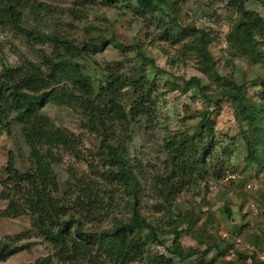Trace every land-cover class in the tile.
<instances>
[{
	"label": "rangeland",
	"instance_id": "rangeland-1",
	"mask_svg": "<svg viewBox=\"0 0 264 264\" xmlns=\"http://www.w3.org/2000/svg\"><path fill=\"white\" fill-rule=\"evenodd\" d=\"M34 1L47 7L35 9V13L25 10L23 24L37 31L36 35L55 32L72 38L80 46L113 37L124 45L111 41L104 45L99 43L97 52L72 59L96 81L117 66H122L129 74L135 73L139 66V52L155 60L156 66L148 65L147 76L156 83V106L148 118L133 126L127 149L128 160L141 184L138 207L160 228L159 240L170 245L176 236L175 219L188 214L199 232H203L197 237V231H182V246L197 252L188 259L174 256L173 264H252L250 260L222 258L219 252L235 235H242L264 247V122L256 127L247 126L237 117L232 103L225 99L215 109L212 101L197 96L198 87L184 92L182 79L198 77L210 95L221 89L217 81L199 69L200 58L193 44L198 41L200 31L205 30L211 36L209 50L218 71L238 84H246L248 96L254 99L262 90V83L254 82L264 75V47L260 33H253L259 44L258 55L237 52L229 35L245 16L231 6L229 0H178L175 4L174 0H158L167 13L158 11L154 15L138 14L126 3L120 6L102 0ZM245 7L264 16V0H245ZM178 25L200 31H189L178 42L174 38L163 39L168 28L171 32H180ZM53 49L49 40L40 41L9 26H0V72L5 65L21 64L23 57L40 62ZM123 97L129 107L136 95L132 88H128ZM43 110L57 126L70 129L80 138L79 155L63 148L57 150L61 161L54 165L60 184L56 196L71 203L74 198L66 196V192L72 177L93 179L101 188L103 204L90 218L79 213L86 221L84 230L98 234L129 220L133 215V197L118 182L111 181L109 171L112 166L100 156L101 134L84 127L81 110L53 103L46 104ZM205 110H214L211 117L216 129V152L206 156V167L184 177L183 183H176L180 192L175 200H168L161 191V179L173 174L175 161L167 146L178 140L180 132H194L201 112ZM227 147L231 150L229 157L224 155ZM11 152L16 154L18 168L26 171L30 166V150L21 125L17 123L13 124L11 135L0 129V180L7 177L2 169ZM252 183L255 188L250 191L247 186ZM2 189L0 184V192ZM251 203L257 205V212L251 209ZM7 204L8 201L0 198V209ZM188 224L181 222L179 230L188 231ZM224 232L230 234L228 239L223 237ZM20 233L25 234L20 243L24 247L0 264H34L54 255L52 244L33 230L31 216L0 219V240ZM213 244L219 250L213 248L205 253ZM147 245L144 259L133 264H149V259L158 253L170 255L165 246L152 237L148 238Z\"/></svg>",
	"mask_w": 264,
	"mask_h": 264
},
{
	"label": "trees",
	"instance_id": "trees-1",
	"mask_svg": "<svg viewBox=\"0 0 264 264\" xmlns=\"http://www.w3.org/2000/svg\"><path fill=\"white\" fill-rule=\"evenodd\" d=\"M102 1L120 6H125L126 3L129 9L141 15H154L158 11L167 13L158 0ZM177 1L174 0L173 3ZM228 2L245 16L229 35L232 45L238 53L258 55L259 44L254 40L253 33H260L264 47V16L247 10L245 0ZM40 7L47 8L34 0H0V26H9L29 37L39 38L40 41L49 40L54 45L53 52L45 54L40 62L23 57L21 64L5 65L0 72V129L11 135L13 124L21 125V132L30 150V166L26 171L18 168L14 152L9 154L8 162L2 169L7 177L0 180L3 187L0 198L8 201V204L0 209V219L31 216L33 230L51 243L54 249L53 256L34 264H55V261L61 264H133L144 259L149 237L158 240L170 254L158 253L149 259V264H173L174 256L191 258L197 251L186 250L182 246L181 233L197 231L196 236L200 237L203 232H199L194 219L191 220L188 214L184 218L175 219L176 236L170 245L163 239L159 240L160 228L149 221L138 207L141 184L128 160L127 143L132 140L133 126L148 118L156 106V83L147 76V67L149 64L156 66L155 60L139 52V66L135 68V73L129 74L122 66H117L111 68L103 79L96 81L86 73L81 64L72 62V59L97 52L100 49L99 43L104 45L111 41L122 47L124 45L113 37L80 46L72 38L55 32L36 35L37 31L27 28L23 19L25 10L35 13V9L39 10ZM178 27V33L166 29L163 39L174 38L178 42L189 31H200L195 27ZM211 41L210 34L202 30L198 41L193 45L200 58L199 69L217 81L221 89L216 94H207L201 80L192 77L189 80L182 79V90L188 92L198 87L197 96L202 95L212 101L215 109L226 99L234 106L237 117L249 127L263 123L264 75L254 82L262 83V90L257 97L250 98L246 84H238L218 71L209 50ZM136 47L140 45L136 44ZM128 88H132L136 95L129 107L123 97ZM48 103L81 110L85 119L84 127L101 134L100 156L112 166L109 171L111 181L118 182L133 197V215L129 220L98 234L84 230L86 221L79 213L90 218L103 204L101 188L93 179L84 180L75 175L72 177L66 192V196L74 198L71 203L56 196L60 191V184L54 165L61 161L57 150L63 148L79 155L80 138L70 129L59 127L53 122L43 110ZM213 113L214 110L201 112L194 132H180L178 140L169 142L167 148L174 155L175 167L172 175L161 179V191L168 200H175L180 192L176 183H183L184 177L206 167V156L216 152V129L211 117ZM230 151L229 147L224 148V155L229 157ZM174 179L177 181L174 182ZM254 188L252 183L249 190ZM228 211L230 212L229 209ZM181 222L189 223L188 231L179 230ZM24 239V233L2 238L0 261L24 247L20 244ZM244 239L246 240L245 237ZM239 246L231 239L224 250L219 252V256L226 258L231 250L241 249ZM213 248L219 250L213 244L204 252L208 253ZM239 258L245 262L250 260L252 264H260L246 250L238 251L233 260Z\"/></svg>",
	"mask_w": 264,
	"mask_h": 264
},
{
	"label": "built area",
	"instance_id": "built-area-1",
	"mask_svg": "<svg viewBox=\"0 0 264 264\" xmlns=\"http://www.w3.org/2000/svg\"><path fill=\"white\" fill-rule=\"evenodd\" d=\"M247 187H248V189H251L252 188V184H248ZM250 207H251V209L253 211H256V212L258 211V207H257L256 204L251 203ZM223 237L228 239L230 237V234L227 233V232H224L223 233ZM233 240L238 245L241 246V249H239V250L238 249L237 250H235V249L231 250L230 253L226 256V259L233 260L235 258L236 253L238 251L240 252V250L241 251L242 250H246V251H248L251 254V256L255 257L257 259V261L260 262V264H264V248L263 247H260V246H258L256 244L252 243V242H248V241H246L244 239L243 236H239V235L233 236Z\"/></svg>",
	"mask_w": 264,
	"mask_h": 264
},
{
	"label": "crops",
	"instance_id": "crops-1",
	"mask_svg": "<svg viewBox=\"0 0 264 264\" xmlns=\"http://www.w3.org/2000/svg\"><path fill=\"white\" fill-rule=\"evenodd\" d=\"M244 237V236H243ZM246 238V237H245ZM246 241H249L247 238H246Z\"/></svg>",
	"mask_w": 264,
	"mask_h": 264
}]
</instances>
